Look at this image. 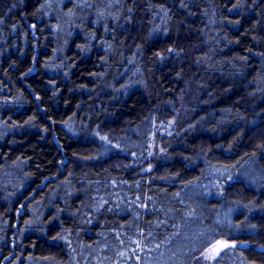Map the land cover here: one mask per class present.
I'll return each mask as SVG.
<instances>
[{
    "label": "trees",
    "instance_id": "16d2710c",
    "mask_svg": "<svg viewBox=\"0 0 264 264\" xmlns=\"http://www.w3.org/2000/svg\"><path fill=\"white\" fill-rule=\"evenodd\" d=\"M104 1L0 0V264H264V0Z\"/></svg>",
    "mask_w": 264,
    "mask_h": 264
},
{
    "label": "snow or ice",
    "instance_id": "6c2138e0",
    "mask_svg": "<svg viewBox=\"0 0 264 264\" xmlns=\"http://www.w3.org/2000/svg\"><path fill=\"white\" fill-rule=\"evenodd\" d=\"M101 139H104L103 137ZM235 247V245H229L226 242L217 241L215 245L212 246L211 249L208 250V254H202L205 260H214L219 253L226 248ZM123 255V254H121Z\"/></svg>",
    "mask_w": 264,
    "mask_h": 264
},
{
    "label": "rangeland",
    "instance_id": "374dc122",
    "mask_svg": "<svg viewBox=\"0 0 264 264\" xmlns=\"http://www.w3.org/2000/svg\"><path fill=\"white\" fill-rule=\"evenodd\" d=\"M99 1H102V3H104L105 1L104 0H99ZM108 3H111V1H113V0H106ZM107 3V4H108ZM79 5H82V4H79ZM104 14V8H96V10H94V15L95 16H97V17H99L100 18V16L101 15H103ZM76 17H78V15L75 13V12H71L70 14H69V19H70V21H74L75 20V18ZM61 51V48H60V50H59V52ZM205 255L206 254H208V251H206L205 253H204ZM208 261L209 260H205L204 258H203V256H202V258H200V260L197 262V264H205L206 262L208 263Z\"/></svg>",
    "mask_w": 264,
    "mask_h": 264
}]
</instances>
